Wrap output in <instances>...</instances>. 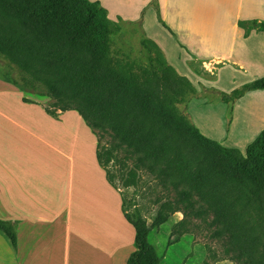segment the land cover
<instances>
[{"label": "trees", "instance_id": "obj_1", "mask_svg": "<svg viewBox=\"0 0 264 264\" xmlns=\"http://www.w3.org/2000/svg\"><path fill=\"white\" fill-rule=\"evenodd\" d=\"M150 5L159 21V0ZM146 10V9H144ZM143 10V11H144ZM141 22V20H140ZM248 34L264 31V21L241 20ZM122 33L120 22L107 8L92 0H0V79L15 84L23 93L47 96L44 106L60 119L76 110L97 135L96 156L110 185L119 190L138 187L145 162L183 191L174 202H165L149 224L122 191V212L135 229V250L127 264H160L161 256L150 241L184 205L193 206L197 196L208 213L223 228L217 235L229 236L245 264H264V130L245 154L205 136L187 110L197 95L193 82L169 64L162 48L152 39H142L143 58L116 50L114 37ZM191 66L201 75L215 76L199 61ZM221 62L219 65H223ZM264 89V77L245 83L230 93H221L231 119L234 103L252 90ZM23 101L38 102L23 96ZM108 134L113 145L102 146L99 135ZM138 153L137 163L127 172L118 150ZM118 171H111L113 163ZM204 213V212H202ZM174 226L168 246L179 243L183 229ZM19 222L0 218V234L15 255L19 250Z\"/></svg>", "mask_w": 264, "mask_h": 264}, {"label": "crops", "instance_id": "obj_2", "mask_svg": "<svg viewBox=\"0 0 264 264\" xmlns=\"http://www.w3.org/2000/svg\"><path fill=\"white\" fill-rule=\"evenodd\" d=\"M103 1L111 19L118 21L120 17L116 13H123L127 16L124 18L134 21L141 11L148 8L151 0H135L134 4L125 6L119 4L118 0ZM159 6L161 18L173 33H167V42L163 40L162 46L157 43L181 75L190 79L194 75L190 61L203 60L225 63L218 68V79L214 82L217 84H221L223 76L230 83L242 78L240 82L244 84L264 77V31L254 28L247 34L246 29L240 25L241 20L264 21V0H159ZM149 13L144 23L145 29H148L151 20L156 19V12L152 8ZM203 76H195V82L190 80L194 85H202L203 90L221 89L208 83L212 81ZM201 91L198 88L197 95L187 105L192 121L208 138L245 154L248 146L264 130V89L249 91L238 99L232 107L230 120L227 116L228 105L202 97L199 94ZM19 92L22 97L23 93L15 84L0 79V98H4V104L8 101L9 107L14 110L12 104L21 103ZM26 105L22 108L28 110ZM34 105H29V108L44 117V130L47 134L52 129L59 131V138L66 136L67 141L62 140L63 143H71L73 139V154L79 150L80 145L89 150L85 162L93 167L94 172L97 169L93 175L98 174L99 177L94 178V182L105 187L103 190H93L94 197L92 190H80L79 182L75 184L73 181L79 175V167L72 163L70 168L68 162L75 161V156L68 160L63 144L48 139L44 131L40 139L36 140L44 152L41 155L44 185L33 179L29 156L10 154V142L5 152L0 139V218L19 222L17 255H13L0 235V264H107V252L102 251L103 245L106 247V237L110 241L109 264H112L113 205L115 200L117 209H121L122 199L120 193L107 181L106 172L98 163L97 136L76 110L66 111L60 119H55L38 104ZM9 115L10 110L3 108L0 102V120H9ZM14 125L30 131L25 124ZM31 132L38 136L34 131ZM49 164L52 166L51 173ZM48 182L60 184L62 189L49 188ZM81 194L86 198L81 200ZM80 204L84 207L94 205L100 221L97 222L96 216L91 213L93 207L79 209L77 207ZM123 218L131 230L130 251L131 245L135 248V229L124 215ZM82 219L85 224H82ZM86 227L92 229L89 236L83 234Z\"/></svg>", "mask_w": 264, "mask_h": 264}, {"label": "rangeland", "instance_id": "obj_3", "mask_svg": "<svg viewBox=\"0 0 264 264\" xmlns=\"http://www.w3.org/2000/svg\"><path fill=\"white\" fill-rule=\"evenodd\" d=\"M103 6V0H97ZM118 3L122 6L127 4H134L135 0H118ZM150 7V8H149ZM106 8V7H105ZM153 9V12H156V19L153 21L151 20L148 23V29H145L144 23L147 20V16H149V10ZM148 9V10H147ZM146 10L141 11L140 15L137 20L134 19H127L124 17L125 14L123 13H116L120 17L117 22L121 23L122 26V33L114 37V45L116 50H121L122 52H128L132 54L133 57L143 58V55L146 54V49L143 48L141 45L142 39H155V42H159L162 46L163 40L167 42V33H173V30L169 27L167 28L163 22L159 21L157 11L154 7L150 4ZM108 10V9H107ZM155 10V11H154ZM160 10V6H159ZM109 13V12H108ZM110 15V14H109ZM122 17V18H121ZM113 20V19H112ZM141 20V22H140ZM116 21V20H113ZM158 21V22H157ZM164 21V20H163ZM263 21V20H262ZM170 33V34H171ZM160 46V47H161ZM165 53V52H164ZM166 55V54H165ZM168 59V57H166ZM208 60V59H206ZM193 61V60H192ZM199 61L203 66H205L208 70H214L215 76L206 75V80L212 81L208 82L212 85L219 86L221 89H217L214 91H207L203 90L202 85L195 84L196 89L198 88L202 90L199 94L202 97H207L210 101H221V93H230V89L238 88L240 85L242 86L244 82L242 78H238L235 83H230L229 79L226 76H223L220 79L221 84L214 83L215 80L218 79V68L225 65H219V63H209L208 61L203 60H196ZM170 64V61L168 59ZM191 63V61H190ZM1 68H7L4 63H1ZM193 68V67H192ZM194 69V68H193ZM193 70V74L190 79L192 81L195 80V76H203ZM204 77V76H203ZM243 83V84H240ZM13 84V83H12ZM20 90V89H19ZM234 90V89H233ZM232 90V91H233ZM21 91V90H20ZM22 92V91H21ZM23 93V92H22ZM20 95V104H12V106L16 109L9 107V103L7 101L6 104L3 103L4 98H0V102L3 108H8L10 110L9 120L2 119L0 120V124L2 125L0 129V139L3 143L5 148L10 142V147L8 151L12 155L19 156H29L30 165L33 167V179L37 183H42L44 185V164L41 162V155H44V152L41 150V146L37 143L36 140L40 139L42 131L47 134L44 130V117L41 116L39 112L31 111V107L29 108V104L23 101V96L26 95L28 98L38 102V105L41 106L42 110L44 111V106H46L50 99L47 96H42L36 94L34 92L23 93L21 97ZM28 106V110L23 109L24 105ZM37 105V104H36ZM20 107V108H16ZM37 107V106H36ZM64 114V113H63ZM228 116V113H227ZM56 119V118H55ZM229 119V118H228ZM25 124L30 131L22 130L21 128L16 127L14 124ZM31 131H34L38 136L33 135ZM47 134L48 139H52L54 141H58L59 143L63 144V149L65 156L68 160H70L73 156H75V161H68L69 167H72V163L79 167V175L74 177V183L79 182L80 190H92L93 197L95 196V191L93 190H103L104 185L100 184L99 182H94V178H98L99 175L95 174L93 167H89L85 159L89 154L88 149H84L82 145H80L79 150L75 151L73 154L72 147H73V139L71 143H63L62 140L67 141L66 136L59 138L57 134L59 131H53L49 129ZM97 136V135H96ZM101 140L102 146L113 145L115 141L111 138L108 134H101L99 135ZM98 139V138H97ZM128 149H119L118 150V160L119 162L123 161L126 165L127 172L131 167H133L137 160L139 159L138 153H132V155H128ZM30 156H37V157H30ZM63 159V160H67ZM67 162V161H66ZM118 162L113 163L111 166V171L117 172L118 171ZM149 163L145 162V166L142 167L139 175V186L138 187H130L124 188L122 185L121 179L119 177L116 178V184L119 187V190L115 189L116 192L122 191L124 195L131 200L132 206L129 208V211L135 210V206L147 217L149 224L152 223V218L154 215L159 211L162 204L169 201L174 203L178 198L179 194L183 191V186H180L179 189L175 188L165 177L160 176V172L157 170L155 173L151 172L148 168ZM49 173H51V165L49 164ZM99 168V167H98ZM100 169V168H99ZM66 170V169H65ZM102 172L103 170L100 169ZM75 174L77 173V167L74 168ZM105 171V170H104ZM71 173V170H70ZM49 175V174H48ZM69 174H67L68 177ZM104 175V172H103ZM107 179V178H106ZM108 181V180H107ZM49 188H55L57 190H61L62 186L60 184H52L48 182ZM82 192V191H81ZM121 196V195H120ZM86 196L81 194V200L85 199ZM194 206L190 210H185L184 205H181L180 210L173 213L171 218L167 223L162 225L160 229H153L152 233L150 234V241L156 246L160 256H161V263L160 264H245L240 257V253L238 250L233 247L229 236L227 235H217L219 231L223 228L220 223H217L215 220L214 213H208L206 215V209H201L202 206H206L197 196L193 197ZM94 205H90L88 207H84L80 204L77 208L79 209H89ZM114 207V205H113ZM117 208V207H116ZM122 209V206H121ZM121 209H117V212L123 221V212ZM204 212V213H202ZM93 216H96V221L99 222V218L97 217V209L93 207L91 212ZM112 222H113V215H112ZM82 224H85L84 219H82ZM176 224H180L181 228L183 229V235L179 241V243L168 246V241L171 237L173 232L174 226ZM126 225V224H125ZM125 231L131 232L130 227L128 225L124 226ZM113 223L111 226L113 232ZM92 229L90 227H86L84 231V235L89 236L91 234ZM123 231V230H121ZM1 235V234H0ZM2 236V235H1ZM3 237V236H2ZM135 237V233L133 234V239ZM4 238V237H3ZM89 239V237H87ZM6 244L10 247L11 246L4 238ZM110 241L109 238L106 237V244ZM89 246L91 250V242L89 240ZM99 248V247H98ZM133 249V250H132ZM132 250V251H131ZM135 250L133 245H131L130 251L123 252V255H120L119 264H127V260L129 255ZM13 255H15L14 251L12 250Z\"/></svg>", "mask_w": 264, "mask_h": 264}, {"label": "bare ground", "instance_id": "obj_4", "mask_svg": "<svg viewBox=\"0 0 264 264\" xmlns=\"http://www.w3.org/2000/svg\"><path fill=\"white\" fill-rule=\"evenodd\" d=\"M113 233H112V264H119V258L120 255H123L124 251H127L130 245L131 241V235L129 232L124 231L125 230V223L121 220L117 208H116V203L114 200V209H113ZM123 230V231H121ZM109 243L106 244V247L102 248V251L107 252V264H109Z\"/></svg>", "mask_w": 264, "mask_h": 264}]
</instances>
